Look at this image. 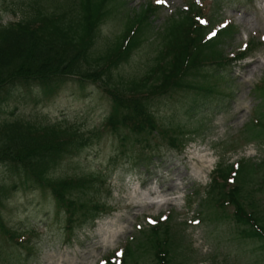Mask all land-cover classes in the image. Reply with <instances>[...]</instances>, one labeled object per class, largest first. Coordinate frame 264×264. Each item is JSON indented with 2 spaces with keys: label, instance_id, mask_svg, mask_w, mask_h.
Segmentation results:
<instances>
[{
  "label": "rangeland",
  "instance_id": "obj_1",
  "mask_svg": "<svg viewBox=\"0 0 264 264\" xmlns=\"http://www.w3.org/2000/svg\"><path fill=\"white\" fill-rule=\"evenodd\" d=\"M147 3L160 8L157 17L151 19L154 29L146 36L149 43L119 67L115 80L139 77L146 71L155 57L154 31L165 19L185 11L188 3L202 10L206 22L201 25L213 30L232 26L227 30H233L232 34L220 42L226 57L248 43H252L253 52L246 62L223 73L226 83L220 92L226 95L196 98L176 93L150 104L163 125L170 122L172 126H184L187 133L197 132L188 134L192 137L186 139L189 141L180 153L161 149L150 165H136L120 156L116 138L104 133L100 141L62 162L59 175L105 173L109 197L103 193L101 199L112 209L96 222L76 227L70 238L50 196L21 186L18 178L0 165V181L9 187L15 185L4 199L0 216L25 242L16 248L0 240V264H104L106 257L116 252L121 255L128 241L149 225L147 218L160 221V216L166 221L169 217L174 238L168 253L170 264H264V247L260 241L239 237L231 208L222 213L200 207L203 189L217 164L233 165L241 160L256 164L264 157V135L251 139V133H244L259 102L251 93L252 87L264 76V0L118 1L112 17L101 27L100 39L118 35L122 26L117 17L139 12ZM12 10L11 0H0L1 25L23 18L21 10ZM2 98L0 121L21 119L99 129L109 110L107 99L97 87L80 86L75 80L59 84L49 97L32 87H17ZM136 262L154 263L141 254Z\"/></svg>",
  "mask_w": 264,
  "mask_h": 264
},
{
  "label": "trees",
  "instance_id": "obj_2",
  "mask_svg": "<svg viewBox=\"0 0 264 264\" xmlns=\"http://www.w3.org/2000/svg\"><path fill=\"white\" fill-rule=\"evenodd\" d=\"M116 1L121 0H29L27 3L13 0V7L22 11L23 18L0 25V99L13 86L31 85L49 90L65 78H76L80 85L97 84L111 101V110L100 130L84 132L85 129L66 123L44 126L21 119L0 122V165L26 186L50 191L58 207L66 213L69 229L104 210L93 200L98 192V188L93 192L97 178L63 179L52 174L62 158L98 140L103 131L114 133L121 146L128 135L146 144L149 137L158 135L174 147L175 132L171 127H159L149 110V102L182 89L211 93L196 84V74L204 67L220 68L245 56L224 59L218 49L222 32H214V37L208 39L209 26L200 25L197 15L200 11L194 13L190 6L164 24L157 36L152 66L145 73L138 78L115 80V72L141 47L142 35L150 28L149 11L133 18L127 15L120 35L99 41V29L111 18L110 7ZM252 126L255 131H264V123L260 121ZM230 181L235 185L228 187ZM250 183H255L263 195L260 201L256 190L247 198L245 185ZM7 192L0 182V207ZM207 195L208 198L216 195L219 202L233 207L234 220L242 229L243 239L264 243V162L257 168L246 165L238 170L218 168ZM143 234H148L149 241L158 243L156 258L165 262L164 247L168 240L161 238V228L153 227ZM0 236L20 241L15 232L5 227L1 217ZM132 255L129 251L128 257Z\"/></svg>",
  "mask_w": 264,
  "mask_h": 264
},
{
  "label": "snow or ice",
  "instance_id": "obj_3",
  "mask_svg": "<svg viewBox=\"0 0 264 264\" xmlns=\"http://www.w3.org/2000/svg\"><path fill=\"white\" fill-rule=\"evenodd\" d=\"M158 3H164L165 0H157Z\"/></svg>",
  "mask_w": 264,
  "mask_h": 264
}]
</instances>
